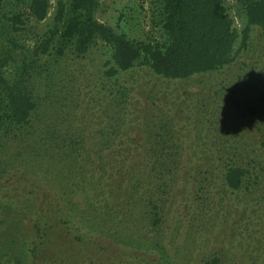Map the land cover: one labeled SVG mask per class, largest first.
Segmentation results:
<instances>
[{
	"label": "rangeland",
	"instance_id": "374dc122",
	"mask_svg": "<svg viewBox=\"0 0 264 264\" xmlns=\"http://www.w3.org/2000/svg\"><path fill=\"white\" fill-rule=\"evenodd\" d=\"M58 1L50 0L43 21L26 19L5 69L11 80L23 77L37 108L28 126L0 130V243L9 248L18 240L27 249L34 240L33 215L39 207L72 202L75 183L63 173L69 159L56 152L80 148L89 186H83L85 198H80L77 208L86 209L89 197L96 210L110 211L108 232L98 236L105 244L90 249L87 238L92 234H80L83 241H79L72 227L66 230L55 221V229L64 232L55 230L51 242L56 249L42 254L48 261L110 264L112 258L121 257L136 264L141 257L143 264H155L152 260L160 258L161 264H211L217 258V264H264V39L257 26L248 24L244 0H222L238 32L232 61L187 79L158 76L143 60L109 78L105 71L111 66L112 50L101 41L83 55L68 46L60 56L53 42L30 64V55L53 27ZM0 5L3 11L27 17L24 2L0 0ZM160 13L156 0H97L94 16L130 40L162 45L166 35ZM23 66L27 71L20 73L18 67ZM232 96L237 105L232 104ZM118 127L122 136L113 139L112 148H103L104 138ZM60 135L66 147L57 141ZM73 139L78 142L70 146ZM43 140L52 145L47 147ZM122 142L129 160L123 165L118 159L114 169L129 168L108 180L115 171L110 170L111 161L103 159L108 160L105 156ZM144 157L161 158L147 167L169 169L161 199L154 203L160 217L155 227L147 200L136 208L125 207L131 189L128 173L146 182L151 169L158 171L140 165ZM227 166L247 171L236 191L224 183ZM134 167L138 169L133 172ZM37 189L53 195L48 198ZM154 239L162 251L152 246Z\"/></svg>",
	"mask_w": 264,
	"mask_h": 264
},
{
	"label": "trees",
	"instance_id": "16d2710c",
	"mask_svg": "<svg viewBox=\"0 0 264 264\" xmlns=\"http://www.w3.org/2000/svg\"><path fill=\"white\" fill-rule=\"evenodd\" d=\"M12 1L26 3L27 17L20 12L3 11L0 5V130L11 127L24 128L32 121V116L37 108L33 92L26 86L23 77L20 76L16 80H11L6 76L5 69L8 61L13 59L10 49L16 47V34L22 31L26 19L31 18L41 22L46 19L51 8L50 0ZM156 1L161 6L162 29L166 35V41L162 45L130 40L124 34L117 33L110 26L98 21L94 16L97 0L58 1L53 18V27L38 47L39 50H35L34 54L30 55V64L33 63V58L39 54L38 51L45 53L53 42L56 44L54 48L56 54L60 56L63 55L64 49L68 46L72 47L75 54L83 55L96 41L103 42L112 50L111 66L105 71V75L109 78L120 72L128 71L142 60L154 74L167 79H187L194 75L210 73L232 61L233 47L238 38V32L228 17L222 0ZM243 7L248 24L257 26L264 39V0H244ZM2 40H5L4 45L1 43ZM25 65H29V63H25ZM18 68L20 73L22 70L27 71L25 66L22 69ZM230 100L233 105L238 104L233 96ZM121 126L123 128L124 123ZM122 128L118 127L112 134H108L110 138H104L102 141L103 148L113 147L115 140L122 134ZM42 133L45 134L44 131ZM43 141L47 147L52 145L47 140ZM57 141H60V145L64 143L62 135L58 136ZM77 142V139L71 140L70 146ZM122 144L124 145L122 142L117 146L120 151L116 152L117 148H115L108 157L105 156L108 160L103 159V162L111 161L108 165H112L110 170L115 171V173L107 175L108 180H112L119 174L122 175L129 168L126 165L121 170L114 169V164L118 159L123 165L127 164L129 160L125 155L126 150L121 148ZM60 145H57V148L60 149ZM61 146L66 147V145ZM103 148L101 147V150ZM56 153L57 156L60 155L59 157L69 159L68 167L63 168V173H65L67 181L71 184L75 183L71 191L72 202L64 205L59 203L56 206L46 204L39 207L37 213L33 215L35 219L34 240L29 242L27 249L18 240L11 243L12 246L10 247V240H8L9 248L1 242L0 264H5L4 257L6 260L9 258L10 261H14L15 264H53L55 260L50 258L51 260L48 261L49 257L42 256V254L45 250L54 251L56 249L55 243L51 242L55 230L60 234L64 232L63 228L58 226L55 229V221H61L59 224L66 227V230L72 227L73 231L79 233L76 236L79 241H83V238H80L82 236H79L80 234H92L91 238H87L90 249H95L98 244H105L99 240L100 237L98 236L108 232L105 227L108 226L111 219L110 211L96 210L94 201L89 197L87 198L89 206L86 209L77 208L82 203L80 198H85L83 186H89L88 178H85L87 172L81 165L84 155L81 154L80 148L73 149L69 153L65 150ZM56 155L53 157L57 159ZM155 159L161 158L144 157L139 160V164L143 165L145 169L154 168L158 171L162 169L161 172H153L151 169L148 179H145L146 182L139 175L135 178L136 175L130 176L128 173L131 189L125 197V207L133 205L136 208L140 206L142 200H147L152 205L149 212L154 215L151 222L153 227L160 223L159 206L154 203L161 199L159 192L162 191V183L169 179L167 167L162 165L147 167L148 163L156 161ZM137 169L134 167L133 172ZM246 174L247 171L243 168L227 166L223 180L229 189L236 191L241 187ZM126 177L121 178L124 179L123 182ZM78 181L79 183H77ZM144 188H146V192ZM147 188H149V193H147ZM37 191H41L48 198L53 195L49 190L37 189ZM93 233L96 234L93 235ZM13 246L14 248H12ZM152 246L163 250L157 240L153 242ZM11 250L15 252L12 255L8 254ZM151 252L153 251L149 248L148 253L152 256ZM40 259L41 263L38 262ZM111 261L110 264H128L129 262H123L121 257L112 258ZM159 261L155 259L152 260V263L161 264ZM217 261V258H214L211 264H217ZM143 263L145 261L141 257L136 262V264ZM163 264H171V262L163 261Z\"/></svg>",
	"mask_w": 264,
	"mask_h": 264
}]
</instances>
